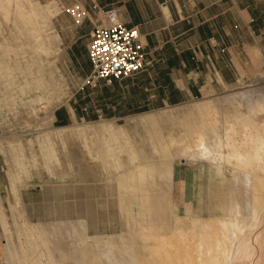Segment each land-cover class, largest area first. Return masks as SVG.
<instances>
[{"label":"rangeland","instance_id":"obj_1","mask_svg":"<svg viewBox=\"0 0 264 264\" xmlns=\"http://www.w3.org/2000/svg\"><path fill=\"white\" fill-rule=\"evenodd\" d=\"M74 1L89 12L80 24L63 12L61 0H0V264H15L14 259L20 260L16 264H33L32 257L24 258L21 252L31 246L38 250V264L72 263L68 248L60 249L46 236L42 243L35 227L70 224L68 220L77 222L80 216L92 222L90 235L109 234L120 250V205L134 219L140 213L136 194L119 192L116 176L137 163L135 149L156 155L153 127L143 119L162 114L164 120L155 128L165 141L172 135L178 142L186 133L182 120L198 122L208 118L211 109H232L227 96L233 92L264 89V0H233V43L217 53L216 61L206 60L211 70L206 89L185 101L149 107L140 105L143 93L134 90L128 96L124 81L84 84L90 34L81 36L76 30L86 21L94 27L97 21L89 18L95 2ZM32 5L39 6L41 14L30 12ZM246 19L251 28L247 34L244 26L240 30ZM148 65L147 60L139 72ZM201 161L173 158L171 189L158 185L164 206L158 216L167 226L186 219L185 203L193 195L200 201L189 212L207 216L221 197V181L231 179L229 166L222 169V178L214 166ZM196 166L203 169L201 189L195 179L198 171L189 174L185 200L173 190L175 171L181 167L191 172ZM26 235L31 241L25 242Z\"/></svg>","mask_w":264,"mask_h":264},{"label":"bare ground","instance_id":"obj_2","mask_svg":"<svg viewBox=\"0 0 264 264\" xmlns=\"http://www.w3.org/2000/svg\"><path fill=\"white\" fill-rule=\"evenodd\" d=\"M30 12L41 14L42 11L32 5ZM98 23L102 20L94 26ZM227 100L232 104L230 110H213L217 113L214 115L211 109L208 118L198 122L182 120L186 133L179 136L178 142L172 135L165 141L155 128L164 120L162 114L143 119L153 127L156 155L135 149L132 155L137 163L116 176L119 192L136 194L140 213V217L134 219L130 211L120 205V250L113 236L100 235L98 231L90 235L92 222L84 216L77 222L68 220L70 224L61 221L52 226L35 227L41 242H46V236L60 249L68 248L73 256H69L70 264H264V89L233 92ZM218 123L224 132L222 135ZM175 157L200 161L198 163L206 161L215 167L220 177L224 176L222 169L229 166L231 179L224 181L222 177L221 197L215 199L207 216L189 212L200 201L193 195L185 203L186 219H176L174 226L169 227L158 216L164 206L156 190L159 184L171 189ZM191 183L190 177L188 184ZM165 208H171V200L166 201ZM28 240L26 235L25 242ZM31 247H22V256L32 257V263L38 264V250ZM10 251L15 257V250L10 247ZM48 258L52 259L51 253ZM18 261L14 259L15 264Z\"/></svg>","mask_w":264,"mask_h":264},{"label":"crops","instance_id":"obj_3","mask_svg":"<svg viewBox=\"0 0 264 264\" xmlns=\"http://www.w3.org/2000/svg\"><path fill=\"white\" fill-rule=\"evenodd\" d=\"M65 5L72 0H61ZM85 2V1H84ZM100 9L115 8L119 19L128 27H137L140 40L147 52L149 65L143 72L127 77L124 81L130 91L143 93L140 105H166L185 101L193 93L206 89L209 67L206 60H217L218 52L233 43V0H91ZM237 17L241 12L236 11ZM102 12H93L90 22L103 21ZM86 21L76 30L88 36L91 23ZM243 26L246 34L251 29L247 19ZM254 33V32H253ZM88 39V38H87ZM86 71H90L88 56ZM197 60H202L200 63ZM217 72V71H216ZM216 75L220 78L219 73ZM222 79V78H220ZM197 81H200L197 83ZM103 82V81H102ZM191 172L175 171L173 190L184 194L189 174L197 172L196 182L201 189L203 169L193 167Z\"/></svg>","mask_w":264,"mask_h":264},{"label":"built area","instance_id":"obj_4","mask_svg":"<svg viewBox=\"0 0 264 264\" xmlns=\"http://www.w3.org/2000/svg\"><path fill=\"white\" fill-rule=\"evenodd\" d=\"M75 23H81L89 12L80 1L63 7ZM92 11H99L96 3ZM104 23L95 25L90 33L87 56L90 71L84 84L94 87L101 81L122 80L141 71L147 64V52L140 40L137 27L123 24L115 8L101 10Z\"/></svg>","mask_w":264,"mask_h":264}]
</instances>
